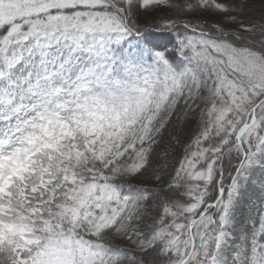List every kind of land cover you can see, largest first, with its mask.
Instances as JSON below:
<instances>
[{
	"label": "snow or ice",
	"instance_id": "6c2138e0",
	"mask_svg": "<svg viewBox=\"0 0 264 264\" xmlns=\"http://www.w3.org/2000/svg\"><path fill=\"white\" fill-rule=\"evenodd\" d=\"M0 264H264V3L0 0Z\"/></svg>",
	"mask_w": 264,
	"mask_h": 264
},
{
	"label": "rangeland",
	"instance_id": "374dc122",
	"mask_svg": "<svg viewBox=\"0 0 264 264\" xmlns=\"http://www.w3.org/2000/svg\"><path fill=\"white\" fill-rule=\"evenodd\" d=\"M254 1H256V0H252L251 2L253 3ZM257 1H259V0H257ZM261 1H262V0H261ZM140 19H141V21H145V20H146L147 22H148V20H149V19H147L146 17H143V16H141ZM181 135H183V134H181ZM165 150H168L169 153H170V155H169V157H168L169 162H170V163H174V162H175V159H176L177 156H179V154H180V148H179V146L176 145V146H175V151H172V150L169 148L168 144L166 143L165 145L162 146V148H161V152H163V151H165Z\"/></svg>",
	"mask_w": 264,
	"mask_h": 264
},
{
	"label": "trees",
	"instance_id": "16d2710c",
	"mask_svg": "<svg viewBox=\"0 0 264 264\" xmlns=\"http://www.w3.org/2000/svg\"><path fill=\"white\" fill-rule=\"evenodd\" d=\"M252 1V0H251ZM252 3V2H251ZM262 3H264V0H259V1H254L253 3H252V5H253V9H254V11L258 14L259 13V11H260V8H261V6H262ZM143 17H146L147 19H149L148 20V22H151V20H152V17H150V16H147V15H142ZM142 23H144V22H147L146 20L145 21H141ZM165 145V144H164Z\"/></svg>",
	"mask_w": 264,
	"mask_h": 264
}]
</instances>
